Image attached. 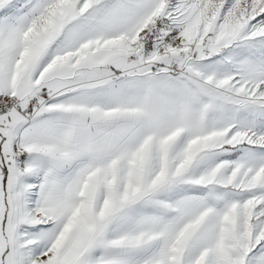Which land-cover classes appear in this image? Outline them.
Listing matches in <instances>:
<instances>
[{"label": "snow or ice", "instance_id": "1", "mask_svg": "<svg viewBox=\"0 0 264 264\" xmlns=\"http://www.w3.org/2000/svg\"><path fill=\"white\" fill-rule=\"evenodd\" d=\"M0 264H264V0H0Z\"/></svg>", "mask_w": 264, "mask_h": 264}]
</instances>
